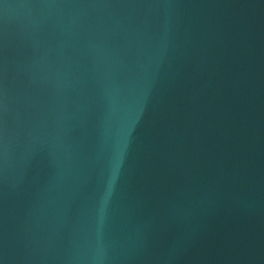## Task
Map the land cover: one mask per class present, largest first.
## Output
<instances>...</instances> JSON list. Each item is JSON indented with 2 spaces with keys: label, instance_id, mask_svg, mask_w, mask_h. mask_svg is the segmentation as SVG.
<instances>
[{
  "label": "water",
  "instance_id": "95a60500",
  "mask_svg": "<svg viewBox=\"0 0 264 264\" xmlns=\"http://www.w3.org/2000/svg\"><path fill=\"white\" fill-rule=\"evenodd\" d=\"M0 264H264V0H0Z\"/></svg>",
  "mask_w": 264,
  "mask_h": 264
}]
</instances>
